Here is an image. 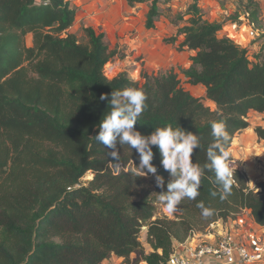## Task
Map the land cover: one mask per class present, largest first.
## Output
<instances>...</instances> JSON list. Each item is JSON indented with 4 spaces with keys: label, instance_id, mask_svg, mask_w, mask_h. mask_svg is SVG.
Segmentation results:
<instances>
[{
    "label": "trees",
    "instance_id": "1",
    "mask_svg": "<svg viewBox=\"0 0 264 264\" xmlns=\"http://www.w3.org/2000/svg\"><path fill=\"white\" fill-rule=\"evenodd\" d=\"M135 1L149 3L144 25L152 28L159 2L171 0ZM251 1L246 15L254 24L258 5ZM196 2L177 28L183 36L178 48L194 52L183 74L204 87L214 109L181 87L173 71L108 78L103 68L114 52L91 27L84 29L85 42L68 33L76 14L69 0H0V264H99L110 255L122 264H165L174 240L241 208L264 226V182L249 187L238 167L226 199L211 194L220 189L214 172L205 170L199 195L181 200L170 218L156 212L171 179L158 149L152 160L157 172L145 175L136 168L135 149L117 144V170L112 150L94 138L110 110L100 96L128 86L147 96L135 129L148 135L168 123L196 134L200 146L191 159L201 166L214 142L211 122L225 123L230 151L235 134L249 126L248 113H264V53L250 62L247 49L218 36L220 23L205 18ZM254 133L264 142V128ZM87 171L92 177L80 182ZM157 175L163 188L156 186ZM200 202L211 216L202 214Z\"/></svg>",
    "mask_w": 264,
    "mask_h": 264
},
{
    "label": "rangeland",
    "instance_id": "2",
    "mask_svg": "<svg viewBox=\"0 0 264 264\" xmlns=\"http://www.w3.org/2000/svg\"><path fill=\"white\" fill-rule=\"evenodd\" d=\"M69 2L75 8L76 14L68 33L74 34L79 42H85L84 29L91 27L97 33L103 32L104 43L109 50L114 52L113 57L103 68L107 74H111L108 76L105 74L108 78L120 72H126L131 78L137 70L139 75L135 74L134 76L137 78L142 76L144 72L160 74L171 70L177 74L181 87L199 97L204 105L214 109L215 105L207 101L202 92L192 87L193 85L183 74V70L191 65V57L194 52L178 48L183 36L177 34V28L185 24L188 15H184V13L193 3V0L159 2L161 15L157 17L154 27L151 29L144 25L145 15L149 9L148 2L138 3L135 0H69ZM251 3L258 5L257 13L259 15L257 14L258 18L253 28L245 31L247 25L243 26V24L246 23V9L250 0H197L196 2L205 18L220 23L221 30L218 32V36H225L230 32V29L234 30L232 40L240 43L242 47L245 46L248 52V60L254 62L264 53V0H252ZM204 4L206 7L202 8ZM234 21H237L236 25L231 26ZM119 39H122L123 42L118 41ZM25 41L27 44H31L30 34L25 37ZM119 45L121 48H117ZM147 56L155 60L151 64L155 67L151 72L146 70L148 68L144 66L145 60L143 59H146ZM247 121L249 126L245 130L246 136L252 139L255 151L264 155V151L255 145V141H259L258 137L252 133L256 126L264 128V113L249 112ZM262 145L264 146L263 141ZM235 162L236 164H234ZM235 162L230 161L229 165L238 167L240 161L236 160ZM258 170L253 172L248 169L247 183L251 188H255L258 183L264 182V162L263 168ZM91 177L92 172L87 171L80 182L85 183ZM156 212L157 215H166L170 218L175 216V212L171 215L167 214L160 203L157 204ZM140 235V241L147 249L142 233ZM103 261L99 264H122L120 259L115 256L112 257V255ZM140 264L145 263L140 262Z\"/></svg>",
    "mask_w": 264,
    "mask_h": 264
},
{
    "label": "clouds",
    "instance_id": "3",
    "mask_svg": "<svg viewBox=\"0 0 264 264\" xmlns=\"http://www.w3.org/2000/svg\"><path fill=\"white\" fill-rule=\"evenodd\" d=\"M100 99L107 100L110 110L100 120L95 140L112 150L108 155L117 161L114 164L117 170L122 167L119 163L120 155L116 151L117 144H125L130 149H135L139 156L136 168L145 175L156 174L157 168L152 164L153 147L158 149L160 163L171 178L166 185L167 190L159 193V201L167 214H173L184 198L194 200L199 195L205 170L214 172L215 183L220 189L219 192L213 191V196L219 195L220 199H226L231 194L234 174L229 166L231 153L227 149L231 136L223 121L211 122L214 142L207 149V163L201 166L193 163L191 159L193 150L200 146L196 134L168 123L157 126L148 135L135 129L134 125L147 107V96L143 89L128 86L111 92L110 95L102 94ZM156 186L164 187V180L159 175L156 176ZM197 206L201 208L204 216L213 214V210L205 207L203 202Z\"/></svg>",
    "mask_w": 264,
    "mask_h": 264
},
{
    "label": "built area",
    "instance_id": "4",
    "mask_svg": "<svg viewBox=\"0 0 264 264\" xmlns=\"http://www.w3.org/2000/svg\"><path fill=\"white\" fill-rule=\"evenodd\" d=\"M244 24L245 31L254 25L248 17ZM233 31L230 29L225 36L232 39ZM165 264H264V226L257 224L246 208H241L234 215L210 222L203 231L192 232L184 241L174 240Z\"/></svg>",
    "mask_w": 264,
    "mask_h": 264
},
{
    "label": "crops",
    "instance_id": "5",
    "mask_svg": "<svg viewBox=\"0 0 264 264\" xmlns=\"http://www.w3.org/2000/svg\"><path fill=\"white\" fill-rule=\"evenodd\" d=\"M204 7H206L205 4L202 6V8H204ZM258 15H259V13H258ZM154 24H155V22H154ZM148 29H151V28H148ZM118 41L123 42L122 39H119ZM120 46L121 45H119L117 48H119ZM143 60H145V65H144L145 68H148L146 70H149L150 72L153 71V69L155 67H153L151 64H153V62L155 60L151 59L149 56H147L146 59H143ZM119 61L120 60H118V62ZM188 65H189V61H188ZM135 74H137V76H138L139 72L136 70L134 72V74H132L133 77L132 76L131 77L135 78L134 77ZM192 87H194L196 90H198L199 92H202L203 95H205L203 86L193 85ZM207 101H209V100H207ZM251 112H254V111H251ZM246 129H248V128L242 129L236 133V136L233 138L231 146H230V152H231V157H232L231 162L234 163L236 160L240 161V165L238 166L239 169L241 171H243L244 173H246V175L248 176V172H249L248 169H250V171L254 172V170H258L259 168H263L264 155H263V153L261 154V153H257L255 151L254 145L252 143V139L249 138L248 136H246V134H247L245 131ZM252 133H254V131ZM255 145H258L259 148H261V150L264 151V146L262 145V141L256 140ZM112 257H114V256H112Z\"/></svg>",
    "mask_w": 264,
    "mask_h": 264
},
{
    "label": "bare ground",
    "instance_id": "6",
    "mask_svg": "<svg viewBox=\"0 0 264 264\" xmlns=\"http://www.w3.org/2000/svg\"><path fill=\"white\" fill-rule=\"evenodd\" d=\"M245 25V24H244ZM246 27V26H245Z\"/></svg>",
    "mask_w": 264,
    "mask_h": 264
}]
</instances>
